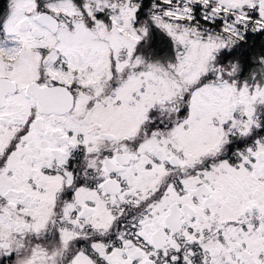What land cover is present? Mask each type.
Returning <instances> with one entry per match:
<instances>
[{
    "label": "snow or ice",
    "instance_id": "snow-or-ice-1",
    "mask_svg": "<svg viewBox=\"0 0 264 264\" xmlns=\"http://www.w3.org/2000/svg\"><path fill=\"white\" fill-rule=\"evenodd\" d=\"M0 264H264V0H0Z\"/></svg>",
    "mask_w": 264,
    "mask_h": 264
}]
</instances>
